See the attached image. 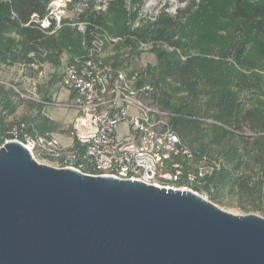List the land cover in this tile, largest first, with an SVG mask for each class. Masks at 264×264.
<instances>
[{
  "label": "water",
  "instance_id": "95a60500",
  "mask_svg": "<svg viewBox=\"0 0 264 264\" xmlns=\"http://www.w3.org/2000/svg\"><path fill=\"white\" fill-rule=\"evenodd\" d=\"M0 264H264V218L0 149Z\"/></svg>",
  "mask_w": 264,
  "mask_h": 264
},
{
  "label": "trees",
  "instance_id": "16d2710c",
  "mask_svg": "<svg viewBox=\"0 0 264 264\" xmlns=\"http://www.w3.org/2000/svg\"><path fill=\"white\" fill-rule=\"evenodd\" d=\"M52 1L0 0V68L15 64L34 65L45 61L48 55L59 57L64 51L72 52L74 56L82 55L83 43L88 45L90 33L98 27L111 36L125 37V43L131 50L136 49L139 43H153L156 66L147 70L148 84L153 88L152 103L171 114L172 130L184 145L199 155L214 157L215 154L227 162L208 179L214 190L211 200L221 198L222 190L228 187L230 192L236 191L238 195L256 202L255 208L261 207L264 197V137L239 134L245 129L264 131V98L260 99L264 96V75L255 72L257 64L246 55V42H225L219 60L207 58L205 53L188 55L190 44L194 47L203 44L192 40L191 26L196 20L188 23L196 17L195 13H190L196 6L195 0L174 16L160 13L153 22L140 23L136 27L128 24L135 20L136 12L128 15L124 0H110L105 11L89 7L77 15V22L85 24L83 34L63 20L54 34L47 35L32 22V17H45ZM131 1L133 4L141 2ZM206 1L205 4L210 0ZM229 7L236 21L256 30L257 36L262 37L256 45L264 57V5L247 7L236 1ZM187 30H190V35ZM206 52L210 53V50ZM260 65L264 67V60ZM141 84L137 83L138 86ZM244 93L257 98L255 102L250 98L251 107L245 108L241 99ZM4 100L3 109L8 114L28 103H14L10 97ZM28 105L32 108L31 104ZM23 120L39 134L55 132L57 127L39 112L33 117L26 115ZM240 150L244 152L242 155Z\"/></svg>",
  "mask_w": 264,
  "mask_h": 264
},
{
  "label": "built area",
  "instance_id": "2783aa9c",
  "mask_svg": "<svg viewBox=\"0 0 264 264\" xmlns=\"http://www.w3.org/2000/svg\"><path fill=\"white\" fill-rule=\"evenodd\" d=\"M66 2L69 0L52 1L45 17L33 16L32 22L45 34H54L60 28ZM80 25L84 27L80 30L83 34L85 24ZM90 36L88 45L83 43L84 53L72 58L60 81L73 94V100L54 104L75 112L70 144L63 145L56 132L34 131L23 120L26 114L20 105L13 114L0 108V149L16 142L38 165L184 191L213 204L214 190L208 179L221 170V161L199 155L180 141L172 130L171 114L149 102L153 94L151 86H138L134 77L104 62L106 47L118 46L122 38L112 37L99 27ZM26 83L30 90L0 79V86L14 92L16 102H40L35 96V83ZM239 134L264 137V131L245 130Z\"/></svg>",
  "mask_w": 264,
  "mask_h": 264
},
{
  "label": "rangeland",
  "instance_id": "374dc122",
  "mask_svg": "<svg viewBox=\"0 0 264 264\" xmlns=\"http://www.w3.org/2000/svg\"><path fill=\"white\" fill-rule=\"evenodd\" d=\"M58 1L59 0H53V2ZM109 1L110 0H69V2H66L64 15L61 16L60 26L61 22L65 20L71 28H75L80 33L81 28L84 27L80 25L81 23L77 22V15L80 14L82 9L93 7L95 10L105 11ZM191 1L192 0H141L140 4H133L131 0H124V4L128 15L136 12L137 15L135 20L128 22L132 27H136L140 23L153 22L160 13L174 16L178 10L187 8ZM236 1H239L247 7L264 5V0H210L207 4H205L207 2L206 0L194 1L198 7L196 8L195 6L190 13H195L193 15L196 17L192 18V21L189 20L188 23H193L196 20L194 25L192 24L191 26L193 27L192 40L199 41L203 44L200 47H194L193 44H190L187 54L192 56L197 53H205L204 55H207L205 57H213L215 60H219L222 57L221 47H223L225 42L226 44L230 41L237 44L246 42V55L250 56L257 64L256 68L258 69H256L255 72L263 76L264 67H261L260 63H262L264 57H262L260 49L256 45L262 37L257 36L256 30L243 26L239 21H236L232 17L230 14L231 7L228 8V6L229 4H234ZM201 3L203 6H200ZM101 29L106 31L103 28ZM190 33V30H187V34L190 35ZM12 37L18 38L15 35H12ZM120 38L123 39V42L118 46L106 47L104 51V62L115 69L124 71L128 77H134L136 80L135 83L142 82V84L149 85L147 70H152L156 66L155 56L152 53L153 43H139L136 49L134 48L131 50L125 43L126 38ZM206 50H210V53H207ZM45 55H47V52ZM45 55L43 58H45ZM45 64L51 65L54 69L53 79L48 82L47 86H50L51 83H54L55 85L58 80L61 81L66 65L62 67L60 58L53 57L52 55H48L45 61L36 62L34 68L27 64H15L11 67L2 66L4 68L3 72H5L4 77H6L4 79L11 83L10 80L14 78L15 74H17L20 69H22L23 72V69H25L27 75L37 76L42 71V66ZM41 86L44 90L45 86ZM39 88L40 87L38 86L36 87V92ZM27 90H30V88H27ZM253 92H256V94L259 95L257 90H254ZM250 98H252V102H255L257 99L255 96H251L250 93H244L242 95L241 99L245 108L252 106ZM262 98H264V96H260L261 100ZM151 101L152 100L150 99L149 102ZM57 130L58 127H56V130L54 131ZM65 131L69 133L70 128H67ZM246 131L251 132L249 130ZM243 153V150L239 151V154L242 155ZM213 156L218 158L223 166L227 165V162L223 157L215 154ZM221 194V198L212 201L221 211L238 217L247 215H256L258 217L264 216V197L262 199L261 207L255 208V206H257L256 202H253V200L248 197L238 195L236 191L230 192L228 187H225Z\"/></svg>",
  "mask_w": 264,
  "mask_h": 264
},
{
  "label": "crops",
  "instance_id": "0c3cea01",
  "mask_svg": "<svg viewBox=\"0 0 264 264\" xmlns=\"http://www.w3.org/2000/svg\"><path fill=\"white\" fill-rule=\"evenodd\" d=\"M74 56V53L66 52L64 51L60 56L61 60V66L64 67L65 65L69 64ZM23 68V67H21ZM9 70V69H8ZM20 69L17 74H15L14 78L11 81V83H16L19 85L20 88H23L24 90H27L29 88L26 81H32L35 83L36 87H40L38 91L36 92L35 87V96L40 102H33L29 101L28 103H24V105H21V109L25 111L26 115H29L33 117L38 112L54 123L58 130L55 131L59 135V139L63 145H69L71 142L70 139V132L67 133L65 130L67 128H70L71 130V124L75 117V112L71 109H59L54 106V104L60 103V104H68L73 100V94L66 89H64L61 86L60 81L58 80L57 83L54 85V83H51L50 86L48 85V82H50L53 79L54 76V69L51 65L45 64L42 66V71L37 76H30L27 75L26 70ZM4 68H0V79L7 81L5 76ZM10 83V82H9ZM44 85L45 89L43 90L42 86ZM5 97H10V100L14 103L15 96L14 92L6 87V86H0V108H4L5 105ZM24 102V101H23ZM31 104L32 108H28ZM26 108V109H25ZM5 109V108H4Z\"/></svg>",
  "mask_w": 264,
  "mask_h": 264
}]
</instances>
